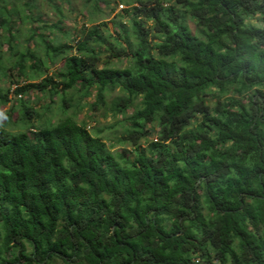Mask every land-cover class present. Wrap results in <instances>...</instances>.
<instances>
[{"label": "trees", "instance_id": "16d2710c", "mask_svg": "<svg viewBox=\"0 0 264 264\" xmlns=\"http://www.w3.org/2000/svg\"><path fill=\"white\" fill-rule=\"evenodd\" d=\"M123 1L132 5L131 27L117 22L127 46L84 26L76 54L39 33L40 58L18 52L23 16L0 0L17 57L4 76L18 84L9 70L23 77L27 66L42 73L65 59L39 82L0 85V104L12 92L53 96L78 84L96 88L94 105L117 87L127 97L114 110L142 103L121 137L134 142L133 157L71 116L53 122L22 102L23 129H8L10 114L0 122V264H264V0ZM97 44L128 64L100 67ZM155 125L159 139L143 146Z\"/></svg>", "mask_w": 264, "mask_h": 264}, {"label": "rangeland", "instance_id": "374dc122", "mask_svg": "<svg viewBox=\"0 0 264 264\" xmlns=\"http://www.w3.org/2000/svg\"><path fill=\"white\" fill-rule=\"evenodd\" d=\"M109 1H111V5L108 6L104 0H9L10 7L15 10L18 9L24 17H15L13 32L14 34L18 33L17 29H19V36L13 40V44L16 45V48L19 50L18 52L30 50V52L35 53L40 58H44L45 53L42 47L39 46L40 39L38 34L45 32L46 36H48L47 38H51L54 35L58 37L60 42H72L74 48L69 53L76 54L78 41L86 34L84 26L86 28H92L98 25L100 26L101 33L107 38V42L125 47L127 43L124 41V33L120 32V27L117 22H124L127 28L131 27L130 16L125 9L131 8L132 5H128L123 0ZM136 5H139V3H136ZM28 15L33 19L27 18ZM59 20L62 21L60 24L61 28L53 27V24H57ZM6 35L7 32L0 29V41H3L0 49L3 58L2 73L0 72V85L2 87L7 88L12 86L13 90L18 85L22 86L29 82H39L45 76H51L59 72L64 66L65 59L57 57L52 61L47 60V68L42 67V73L39 71L34 72L32 68L27 66L23 77H19V70L14 68L8 72L13 73V78L18 79L19 83H12L11 78L4 76V69L11 66L17 57L11 58V53L8 49L9 44L5 41ZM130 38L133 42L136 41L132 35H130ZM151 40L157 41L158 39L154 37ZM107 45L105 44L104 47H100L98 44L94 46L97 52H101L98 61L100 67L108 63L111 66H125L128 64L127 58L122 60L109 58L108 51L105 48ZM30 62V60L26 62L27 65H30ZM232 94L233 92L229 93V95ZM9 97L10 100L8 102L0 104V122L4 124L9 114L11 117L7 125L8 129L14 131L23 129L19 117L22 103H25L37 111V113L51 118L53 122L62 117L71 116L80 123L86 124L91 132L100 136L116 154L127 150V156H134V142L132 140L121 141V137L127 135L128 131L132 129L130 116L135 109L141 107V98H138L135 101V105L128 108L125 113L116 111L114 110L115 102L127 97V94L118 87L106 90V101L101 105L93 104L97 98L96 88L93 87L86 90L82 89L80 84L65 92L59 90V93L53 96L48 92L29 90L27 93H22L21 97L13 92ZM65 99L66 101H64ZM244 100L246 99L244 98ZM214 102V98L210 99L211 104H214ZM201 117L202 115L198 113L197 121ZM33 121H39L36 115H34ZM148 125L152 127L151 124ZM159 130L160 127L155 125L149 138L141 139L139 142L143 146H147L150 141H157L159 139ZM27 247L31 250L29 245ZM49 264L80 263L71 260L66 262L62 257H55Z\"/></svg>", "mask_w": 264, "mask_h": 264}]
</instances>
